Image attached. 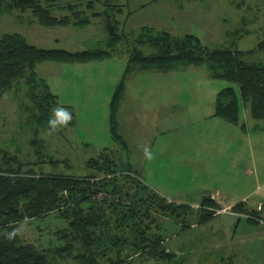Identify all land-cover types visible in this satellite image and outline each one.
<instances>
[{"label":"rangeland","instance_id":"1","mask_svg":"<svg viewBox=\"0 0 264 264\" xmlns=\"http://www.w3.org/2000/svg\"><path fill=\"white\" fill-rule=\"evenodd\" d=\"M119 3L123 8V13L118 15L120 30L137 33L148 26L175 36L194 34L208 47H229L235 42L234 47L241 51L253 50L248 61L264 63V48L260 45L264 44V0H120ZM243 18L246 24L242 22ZM106 22L102 19L96 26L85 28H49L35 22L30 11H16L0 15V38L7 33H18L40 48L83 51L105 46L111 34V23ZM240 35L243 36L239 38ZM126 63L127 56L118 55L113 57L111 65H94L87 71L98 73L105 70L112 83L117 75L122 77ZM65 66L64 71L39 67L38 73L49 78L55 91H63V101L67 98L74 102V92H69L71 89L65 85L79 75L74 70L75 65ZM88 72L79 73L80 77L83 79ZM228 86L238 91L235 83L211 79L206 65L169 72L146 70L131 73L124 82L126 92L118 116L119 135L124 136L127 147L113 140L109 120L105 118L107 114L98 107L90 111L84 107L74 108L73 124L54 135H47V128L34 132L26 124L28 113L24 115L19 108L26 101L25 89L16 88L0 99V150L19 155L23 162H35L38 159L31 140L37 138L41 141L43 155L69 163H47L38 167V171L41 168L53 174L86 175V161L110 149L119 164L131 163L158 194L170 196L168 198L173 199V203H201L203 192L208 190L224 204L244 201L245 195L249 202L264 204V120H256L246 113L245 108L249 105L240 101V124H246L244 128L247 127L255 141L253 155L247 131L240 130L242 140L239 144L240 135H234L223 125L231 126L236 132L241 126L213 115L217 94ZM221 147H227L225 155ZM231 147L241 150L239 189L233 188V177L238 179L239 170L237 173L234 170L237 164L231 170V159L236 157L232 156L234 148ZM248 167L254 175L246 174ZM200 206L193 208L198 210ZM182 212L179 210L181 217L158 213L153 225L163 230L165 244L175 258L169 262L136 256L132 264H255L243 249H263L259 239H254L252 245L246 241L239 247L241 250L234 249L231 253L228 245L222 243L229 242L226 235L233 222L248 223L247 214L240 215L233 206L219 207L214 210L211 220L197 224L198 215L184 217ZM56 214L23 224L19 233L24 241L41 249L64 244L65 241H60L55 233L65 227L66 222ZM260 214L264 215V211ZM183 221L192 225L185 228ZM249 231L241 228L235 239L241 241ZM74 257L55 255L51 261L53 264H78ZM123 257L127 264L129 258Z\"/></svg>","mask_w":264,"mask_h":264},{"label":"trees","instance_id":"2","mask_svg":"<svg viewBox=\"0 0 264 264\" xmlns=\"http://www.w3.org/2000/svg\"><path fill=\"white\" fill-rule=\"evenodd\" d=\"M119 1L0 0V15L30 11L43 27L84 28L97 17L111 23L105 46L83 51L40 48L18 33L0 38V98L23 87L26 101L19 108L24 115L28 113L26 124L34 132L47 128L52 109L60 104L48 83L37 75V64L86 63L124 54L127 66L110 105L112 136L123 147L126 144L119 135L117 113L125 79L135 70L169 72L206 65L211 79L227 80L238 86V91L228 86L218 93L216 117L239 124L243 101L250 104L254 119L264 120V63L247 60L253 50L241 51L234 47L235 42L229 47H208L194 34L175 36L148 26L137 33L120 30L118 15L123 8ZM242 22L246 24L245 18ZM260 45L264 48V44ZM72 114L75 117L73 111ZM40 143L37 138L31 140L38 159L35 162H23L19 155L0 150V264H53L51 257L55 255H74L78 264H125L124 255L129 258L127 264H132L136 256L171 262L175 254L168 250L163 230L153 227L156 215L169 213L181 217L179 210H183L184 217L198 215L196 223L203 224L220 207L210 195L204 196L198 210L188 204L168 202L143 180L131 163L119 164L110 149L86 161V175L44 172L41 170L44 164L69 163L43 155ZM233 208L250 215L248 220L252 224L264 222L259 211L250 210L244 202ZM55 212L66 222L55 233L60 241H65L61 246L41 249L24 241L19 232L11 240L7 238L6 233L26 222L47 218ZM183 222L185 228L192 225Z\"/></svg>","mask_w":264,"mask_h":264},{"label":"crops","instance_id":"3","mask_svg":"<svg viewBox=\"0 0 264 264\" xmlns=\"http://www.w3.org/2000/svg\"><path fill=\"white\" fill-rule=\"evenodd\" d=\"M102 19H106V18H104V17L94 18L93 19V22L90 25H95L96 26L97 21H101ZM106 23H109V20H107ZM90 25H88V26H90ZM107 25H109V24H107ZM88 26H86V27H88ZM66 27L78 28V27H75V26H66ZM144 27H146V26H144ZM159 31H165V30H159ZM52 49H55V48H52ZM57 49H61V48H57ZM112 59L113 58L105 59V60H101V61H91V62H86V63H72V64L58 63V62H51V61L41 62V63L37 64V66H36V73H37V75L41 79H44L48 83V85L51 88V91L58 96L59 102L63 106L72 109V111L76 107H78V108L84 107V108H86L89 111L91 109H94V108L98 107V108H100L102 110V112H105L107 114V116H105V118L109 120V130H110L111 137L113 138L112 131H111L110 105H111V100H112V97L114 95V92H115L116 88L118 87V85L120 84L123 75H122V77H120L119 75H117L116 79L115 80L112 79V83H110V80H111L110 77L111 76L109 74H107L105 70H101V71L99 70L98 73H97V71H95V72H92V71L88 72L87 71L88 69L90 70V68L94 67V65H96V66L97 65H109L111 63ZM65 65H70V66L71 65H73V66L75 65L74 66L75 67L74 70H75V72H78L77 74L79 75V76H76L75 75L74 78L72 79V82H69L70 81L69 80L66 83V85H65V86H68L71 89V90H69V92L70 91H73L74 92V94H73L74 102L67 100V98L65 99V101H63L62 100L63 99V97H62V92L63 91H55L53 89V87H52V84L49 81V78L46 77L42 73L41 74L38 73V68L39 67H46V68L54 67V68H60L61 69L60 71H64L66 69V68L63 69V67ZM126 66H127V63H126ZM125 69H126V67H125ZM136 71H140V70H135V71H133L131 73H134ZM82 72H88L89 74L87 73V75H85L86 77H84L82 79L80 77V74H79V73H82ZM124 72H125V70H124ZM160 72H162V71H160ZM124 97H125V93H124V96H123V100H124ZM244 105L245 106L249 105V106H247L245 108V110H246V113H249V115L251 116V114H250V104H245L244 103ZM122 107H123V104H122V106H120V109H119V111L117 113V121H118V123H119L118 116H119L120 110H122ZM215 108H216V105H215ZM73 112L75 114V111H73ZM213 113L215 114V111ZM86 114H90V113L89 112H86ZM238 125H240L241 128L239 130H237V132H236V130L234 128H231V126H228V125H223V128L224 129L227 128V129L231 130L234 135L239 134L240 135L239 142H238L239 144H240V142L242 140V137H241V134H240L241 133L240 130L243 129V130L247 131L246 132V135L248 137L249 144L252 146L251 153L254 155L255 151H254V148L253 147H254L255 141H253V139H251V137H250V135H251L250 131L247 130V127L244 128V126L246 124H244V123L240 124L239 123ZM122 139L125 142V144H127L126 143L127 141L125 140V138H124L123 135H122ZM231 148L232 149L234 148L233 153H232L233 154L232 156H236L234 159H231L232 160L231 170H233L234 164H237L238 165L237 168L234 169L235 172L237 173V170H239V174L237 173V175L239 176L238 179H236L235 177H233L234 178L233 179L234 180L233 188L234 189H239V186H240V167H241V150L239 148L236 149L235 147H231ZM221 149H222V151H223V153L225 155V152H226L227 147H221ZM197 171H199L198 168H197ZM245 171H246V174L247 175H252V174L254 175V172L249 167L246 168ZM232 173H234V171H232ZM141 177L143 178L142 175H141ZM193 179H194V177H193ZM143 180L148 184V182L144 178H143ZM151 188L158 193V191L156 189H154L153 187H151ZM208 194L212 198H214V200L222 208H224V207L227 208V207H232V206L234 207V205L237 204V203L236 204H234V203L233 204L232 203L224 204L222 201H220L218 199V197L215 194L210 193L208 190H206V191L203 192V195L204 196H207ZM161 195L163 197L169 199L170 201L175 202V201H173V199L168 198L170 196H167L166 197V195H163V194H161ZM243 200L244 201H240V202H244L245 206L247 208H249L250 210L259 211V213H261V211L262 212L264 211V204L261 203V204H257L256 205L255 203L249 202V197L247 198V195H245L243 197ZM181 203L188 204V205H190L192 207H196L199 204H201V203L192 202V201H189V202L185 201V202H181ZM260 206H262V208ZM239 213H240V215L245 214V213H241V212H239ZM260 215H261V218H264V215H262V214H260ZM248 218L249 217L247 215V219ZM241 224L242 223H240V222H238V223L233 222L232 223L233 226L231 227V230L229 231L228 235H226V237H227L226 238V241H228V239H229V242H227V243L222 242L223 245H225V246L228 245V251L231 253V252H234V249L241 250L239 247L241 245H244L246 243V241L249 242L250 245H252V242L254 241V239H259L262 242L259 245L261 247H263V249H261V250H254V249H248V248H246V249H243V252L244 253L246 252V254L249 257V260L250 261H253L255 264H264V222L261 221V222L256 223V224H252L248 220V223L242 224V225ZM241 228H243V229H250V231H249V233L247 235H245V237H243L241 239V241L240 240L237 241L235 239V236H236L237 231L240 230ZM232 229H234L233 232H232ZM252 234H254L255 236H253ZM235 255L236 254H234L233 256H235Z\"/></svg>","mask_w":264,"mask_h":264},{"label":"clouds","instance_id":"4","mask_svg":"<svg viewBox=\"0 0 264 264\" xmlns=\"http://www.w3.org/2000/svg\"><path fill=\"white\" fill-rule=\"evenodd\" d=\"M73 121V114L68 110L67 107L62 104H57L51 112V115L47 121V135L51 136L55 133L61 131L62 129L67 128L71 122ZM146 155L151 158V155L147 153ZM19 229L13 230L11 232L6 233V236L9 240L15 238L18 234Z\"/></svg>","mask_w":264,"mask_h":264},{"label":"built area","instance_id":"5","mask_svg":"<svg viewBox=\"0 0 264 264\" xmlns=\"http://www.w3.org/2000/svg\"><path fill=\"white\" fill-rule=\"evenodd\" d=\"M218 213H220V210L218 211Z\"/></svg>","mask_w":264,"mask_h":264}]
</instances>
